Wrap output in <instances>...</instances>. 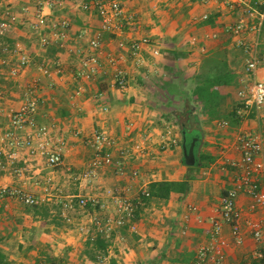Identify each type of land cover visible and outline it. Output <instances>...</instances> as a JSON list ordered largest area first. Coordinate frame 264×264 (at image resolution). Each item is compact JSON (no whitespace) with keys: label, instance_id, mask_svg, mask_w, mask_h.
<instances>
[{"label":"crops","instance_id":"crops-1","mask_svg":"<svg viewBox=\"0 0 264 264\" xmlns=\"http://www.w3.org/2000/svg\"><path fill=\"white\" fill-rule=\"evenodd\" d=\"M95 1L62 0L48 11L52 19H68L71 23L64 46L43 47L27 23L15 27L11 34L20 29L19 36L21 28L26 27V51L33 60L32 66L23 69L18 78L9 76L18 65L17 58L5 53L0 58V88L4 94L0 99V136L9 127L3 111L19 109L24 102L25 86L38 79V124L49 126L54 136L67 143L63 162L56 167L26 148L17 150L5 144L8 156L2 158L0 187H14L37 196L38 206L47 209V214L42 216L18 197L0 199V253L6 264H194L198 248L211 242V219L217 217L220 197L235 174L229 161L240 158L235 149L238 135H258L264 145V106L239 118L238 124L225 117L210 121L194 89L219 66L218 73L232 75V82L217 90L224 97V112L241 107L239 92L255 80L264 81V64L255 72H248L252 54L238 42L252 44L258 39L257 54L264 57V10L259 8L263 14L260 32L248 30L239 37L229 28L255 0H229L234 7L227 0H119L125 11L119 21L124 24L123 32L112 33L102 29L95 10L82 8L83 3ZM24 6L26 0L18 2L15 8L20 11L21 21L30 17L23 12ZM34 9H30V14ZM99 33L104 46L103 66L93 78H79L81 57L90 52V40ZM145 37L152 43L143 47L142 63H135L129 45ZM12 38L8 37L13 41L11 46L24 44ZM121 41L123 48L119 46ZM155 49L159 55L154 54ZM109 54H124L127 59L129 84L125 91L112 85V69L106 62ZM51 61L58 64L57 69L51 77H43L38 66ZM175 82L187 89L191 100L200 107L198 120L181 109V99L167 90ZM80 86L84 90L77 94ZM180 120L194 123L185 134L187 146L197 138L194 166L184 162L183 132L181 128L178 132L175 129ZM221 121H227L228 126L220 127ZM99 131H106L116 140L111 149L124 174L118 173V164L114 163L95 175H87L95 155L91 140ZM32 133L31 129L22 132L23 136ZM143 140L147 141L146 150L133 152V147ZM123 149L128 152L125 156L121 154ZM12 153L15 158L10 163ZM201 154L216 159L202 167ZM159 181H188L189 186L186 193L173 192L166 202L142 201L134 221L137 232L128 227L112 232L105 255L88 244L94 233L88 211L73 213L64 208L71 198L95 197L106 202L108 212L112 213L113 194L140 196L150 183ZM192 205L196 210H191ZM237 208L242 213L244 240L237 245L230 226L223 225L222 236L228 241L226 263L253 264L262 256L264 239L256 240L246 222L262 221L264 226V206H254L252 197L240 194ZM92 211L90 208L89 212ZM83 225L87 232L80 231Z\"/></svg>","mask_w":264,"mask_h":264},{"label":"built area","instance_id":"built-area-1","mask_svg":"<svg viewBox=\"0 0 264 264\" xmlns=\"http://www.w3.org/2000/svg\"><path fill=\"white\" fill-rule=\"evenodd\" d=\"M6 1V2H5ZM20 2V0H3L0 3V34L7 36L21 23L28 25L30 29L39 36V42L43 47H49L52 44L64 46L69 38L71 23L68 19L54 20L50 17V9L62 0H40L32 14L28 6L23 7V12L28 14L29 19L21 21L19 14L11 8V3ZM230 4L231 1L227 0ZM264 5V0H255L254 4L245 7L239 15L238 20L230 26V31L236 36H242L248 30L256 34L261 30V14L259 7ZM4 6V7H3ZM234 7V4H230ZM82 8L85 10H95L102 22L104 31L116 33L123 32L124 6L119 0H96L94 3H83ZM207 18V16H204ZM258 19V21H256ZM215 36V35H214ZM102 36L99 33L90 40V52L81 57L80 69L77 72L79 78L91 79L96 76L103 66L102 57L104 56V46ZM195 42V40H194ZM148 37L133 40L129 45L130 56L135 63H142L141 51L143 47L151 45ZM239 46H243L247 53L252 54V58L247 63V71L255 72L258 66L263 63L264 57L260 58L257 54L258 39L252 44L239 40ZM119 46L123 48L124 42ZM5 54H11L17 58L18 65L13 67L9 76L18 78L23 69L32 66L33 60L31 55L26 51L21 43L14 46H5ZM155 55H159V50H154ZM126 58L124 54H109L106 62L112 69L113 87L120 91L128 88V70L125 67ZM58 64L55 61L45 62L38 66L43 77H51L57 69ZM52 86V82L49 83ZM40 84L35 79L25 86L23 93L24 102L19 109H6L4 115L9 120V127L0 136V167L3 166L2 158L8 155L5 151V144L8 143L14 149L26 148L32 155H39L46 159L48 165L56 167L62 164L66 140L54 136L47 125H40L37 121L38 108L41 102L39 97ZM83 87L78 88L77 94L83 92ZM239 95L242 98V105L237 109L240 118H245L252 110H259L264 106V81L255 80L251 86L241 90ZM4 97L0 88V99ZM107 109V108H106ZM220 127H227V121L219 122ZM131 126L128 127V129ZM31 129L32 134L23 136L22 132ZM171 135V131L168 132ZM176 143V140H172ZM146 140L137 143L133 147V152L142 153L146 150ZM91 145L94 147L95 155L89 163L87 175H95L99 170L113 165H121L119 160L115 161L111 148L116 146V140L111 138L106 131L95 132ZM235 149L240 153V158L229 161L234 167L235 174L232 177L230 186L226 192L221 195L220 203L217 209V217L211 219L213 234L209 244L201 245L197 250V256L194 264H227L226 248L228 241L222 236L223 225L230 226V231L237 245L243 243L241 230V211L237 208V198L240 194H246L254 200V206H264V145L258 135L239 134ZM126 150H122V156L126 155ZM14 153L9 155L10 163L14 162ZM118 173L124 174L123 167H119ZM132 175L136 176L137 172L133 171ZM142 194L148 196L147 190ZM141 194V195H142ZM140 196H127L122 194H113L114 210L108 212V204L100 201L95 197L71 198L64 203V208L68 211L82 209L87 212L89 222L94 226V233L90 236L94 240L97 234H104L107 238L117 229L128 227L131 232H137V225L134 222L136 210L142 204ZM6 197H18L27 205H37L40 199L32 194L21 192L17 188L2 186L0 187V199ZM93 209L92 212L89 210ZM191 210H196L191 206ZM247 226L251 228L253 237L261 241L264 239V226L262 221L247 220ZM86 226H81L82 232H87Z\"/></svg>","mask_w":264,"mask_h":264},{"label":"trees","instance_id":"trees-1","mask_svg":"<svg viewBox=\"0 0 264 264\" xmlns=\"http://www.w3.org/2000/svg\"><path fill=\"white\" fill-rule=\"evenodd\" d=\"M3 0H0V3ZM260 11L264 10V6L259 7ZM13 43L11 39L4 38V36L0 35V58L3 55V49L5 46ZM217 58V57H216ZM215 58V60H217ZM217 63V62H216ZM216 65H219L218 63ZM220 67L215 70V72L208 74V76L203 79L199 86L194 89L197 94V100L200 101L202 105L203 113H206L210 119L213 121L218 118L225 117L230 121L238 124L240 122L239 116L237 114V110L224 112V97L217 90L220 87L229 85L232 82V75L229 73H218ZM171 95H175L176 99H181L182 108L186 110L188 115L195 118V120L199 119V106L191 100V95L189 91L184 89L179 82H175L166 87ZM190 102L188 103V101ZM202 167H208L215 161V157L210 154H201L200 156ZM189 182L188 181H159L152 182L148 186L149 195L146 196L142 194L141 200L144 202H148L149 200H156L158 202H166L170 199L171 194L173 192L178 193H186L188 190ZM37 205H29L36 212L40 213L42 216H46L47 209L41 208ZM141 206L136 210V215ZM91 247L96 249L102 255H105L108 248V238L104 234H97L94 240L89 239L88 243ZM97 260V257L94 258ZM0 264H6L4 262V257L0 253ZM253 264H264V250L262 251L261 258L256 259Z\"/></svg>","mask_w":264,"mask_h":264},{"label":"rangeland","instance_id":"rangeland-1","mask_svg":"<svg viewBox=\"0 0 264 264\" xmlns=\"http://www.w3.org/2000/svg\"><path fill=\"white\" fill-rule=\"evenodd\" d=\"M21 1H23V0H20V2ZM40 0H26V5L28 6V8L29 9H32V8H35L36 7V5L38 4V2H39ZM6 2V1H5ZM17 3L18 2H14V3H11V8L12 9H15V8H17ZM13 4V5H12ZM4 7V6H3ZM19 9V8H18ZM14 11H17L16 9L14 10ZM17 13L18 14H20V11H17ZM22 29V32H21V36H19L20 35V33H19V31H20V29L19 30H17L18 31V33L17 34H14V35H12L11 33L9 34V36L11 35V36H13V40H16V41H19V42H24V44H26L27 45V48L25 47V45H24V47H25V49H28V43H25V31L27 32V29H26V27L25 28H21ZM1 35V34H0ZM1 36H4V35H1ZM8 35L7 36H4V38H8L9 37ZM11 38V37H10ZM28 40H29V38H28ZM29 49H30V47H29ZM175 122V121H174ZM172 126H175V124L172 122V124H171ZM175 129L177 130V132L178 131H180V128H179V126H175ZM7 152H8V150H7ZM11 152H14V151H11ZM15 153V152H14ZM8 156V155H7ZM3 164H4V162H2ZM73 213H75V212H83V210L82 209H77V210H75V211H72ZM83 214V213H82ZM71 215V214H70ZM81 231V230H80ZM82 232V231H81Z\"/></svg>","mask_w":264,"mask_h":264},{"label":"water","instance_id":"water-1","mask_svg":"<svg viewBox=\"0 0 264 264\" xmlns=\"http://www.w3.org/2000/svg\"><path fill=\"white\" fill-rule=\"evenodd\" d=\"M197 138L195 137L189 146H187V138L185 132H183V142H182V149H183V157L184 162L187 166H194L196 164V154H195V144Z\"/></svg>","mask_w":264,"mask_h":264},{"label":"flooded vegetation","instance_id":"flooded-vegetation-1","mask_svg":"<svg viewBox=\"0 0 264 264\" xmlns=\"http://www.w3.org/2000/svg\"><path fill=\"white\" fill-rule=\"evenodd\" d=\"M192 119V118H191ZM179 128L182 129V132H185V134L187 135L188 132H190V128L194 126L193 120H189V121H184L182 122L181 120L179 121ZM180 129V130H181ZM188 143V142H187ZM198 146V145H197Z\"/></svg>","mask_w":264,"mask_h":264}]
</instances>
